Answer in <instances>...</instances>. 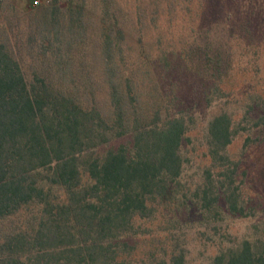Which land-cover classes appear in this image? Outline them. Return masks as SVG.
Returning <instances> with one entry per match:
<instances>
[{"label":"trees","instance_id":"obj_1","mask_svg":"<svg viewBox=\"0 0 264 264\" xmlns=\"http://www.w3.org/2000/svg\"><path fill=\"white\" fill-rule=\"evenodd\" d=\"M13 1L0 0L11 23H0V264H131L126 248L138 219L167 207L184 171L189 108L177 91L185 78L166 52L147 57L146 74L131 73L110 40L75 71L85 0L38 6L28 30L11 36ZM255 111L248 103L243 118L264 128ZM241 126L223 112L210 121L207 142L236 214L244 213L236 185L243 177L225 152ZM255 141L246 136L243 146ZM28 208L36 213L27 224L5 225ZM172 260L183 264L184 255ZM216 260L264 264V248L244 240Z\"/></svg>","mask_w":264,"mask_h":264},{"label":"rangeland","instance_id":"obj_2","mask_svg":"<svg viewBox=\"0 0 264 264\" xmlns=\"http://www.w3.org/2000/svg\"><path fill=\"white\" fill-rule=\"evenodd\" d=\"M53 1L14 0L11 36L28 30V12ZM60 3L67 7L68 0ZM85 7V35L71 52L74 70L83 60L91 62L110 40L131 73L146 74L147 57L166 52L185 78L177 91L189 108L184 171L173 183L167 207L138 219V235L126 248L130 263L173 264V257L183 254V264H217L218 255L244 240L263 249L264 128L250 129L243 115L248 103L256 110L254 118L264 114V0H85ZM5 16L1 11L0 23L10 26ZM226 111L239 126H247L240 127L225 152L240 162L243 180L239 177L236 185L244 213L239 214L229 209L232 191L222 184L208 154L209 123ZM246 136L255 143L244 147ZM34 213V208L25 209L5 225L27 224Z\"/></svg>","mask_w":264,"mask_h":264},{"label":"built area","instance_id":"obj_3","mask_svg":"<svg viewBox=\"0 0 264 264\" xmlns=\"http://www.w3.org/2000/svg\"><path fill=\"white\" fill-rule=\"evenodd\" d=\"M39 2H40V0H34V4H35V5H38Z\"/></svg>","mask_w":264,"mask_h":264}]
</instances>
